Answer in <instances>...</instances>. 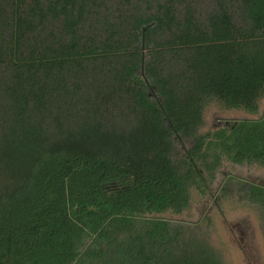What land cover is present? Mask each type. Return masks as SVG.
<instances>
[{"label":"trees","instance_id":"trees-1","mask_svg":"<svg viewBox=\"0 0 264 264\" xmlns=\"http://www.w3.org/2000/svg\"><path fill=\"white\" fill-rule=\"evenodd\" d=\"M263 98L264 0H0V264H223L149 216L264 167V115L200 133Z\"/></svg>","mask_w":264,"mask_h":264},{"label":"rangeland","instance_id":"rangeland-1","mask_svg":"<svg viewBox=\"0 0 264 264\" xmlns=\"http://www.w3.org/2000/svg\"><path fill=\"white\" fill-rule=\"evenodd\" d=\"M263 115L264 98L256 114L212 102L204 110L200 133L213 132L232 121L258 120ZM239 182L264 187V167L225 162L202 192L193 190L190 205L183 213L149 217L195 227L220 254L223 264H264V231L256 211L237 187Z\"/></svg>","mask_w":264,"mask_h":264}]
</instances>
